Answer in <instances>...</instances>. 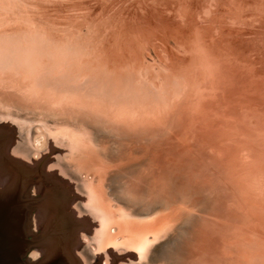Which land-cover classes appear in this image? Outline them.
Returning a JSON list of instances; mask_svg holds the SVG:
<instances>
[{
	"label": "rangeland",
	"instance_id": "rangeland-1",
	"mask_svg": "<svg viewBox=\"0 0 264 264\" xmlns=\"http://www.w3.org/2000/svg\"><path fill=\"white\" fill-rule=\"evenodd\" d=\"M2 125L82 264H264V0H0Z\"/></svg>",
	"mask_w": 264,
	"mask_h": 264
},
{
	"label": "water",
	"instance_id": "water-1",
	"mask_svg": "<svg viewBox=\"0 0 264 264\" xmlns=\"http://www.w3.org/2000/svg\"><path fill=\"white\" fill-rule=\"evenodd\" d=\"M13 142V129L0 126V264H34L27 255L38 246L46 247L47 252L39 264H81L75 248L81 244L80 231L89 226L86 220L78 218L81 223L77 238L73 235V227L59 232L53 223H49L44 235L31 236V214L38 202L28 195L27 188L34 182L36 173L32 164L9 154ZM71 195L74 202L72 190ZM36 218L37 223L42 219L41 215ZM71 223L76 227V221Z\"/></svg>",
	"mask_w": 264,
	"mask_h": 264
},
{
	"label": "flooded vegetation",
	"instance_id": "flooded-vegetation-1",
	"mask_svg": "<svg viewBox=\"0 0 264 264\" xmlns=\"http://www.w3.org/2000/svg\"><path fill=\"white\" fill-rule=\"evenodd\" d=\"M16 168L14 167V169ZM33 169V172L36 174L34 182L28 185L27 193L34 199H37L38 203L33 208L31 214V236L44 235L49 223H53V225L59 228V232L65 230V228L69 230L73 227V235L77 238L76 233L80 229L81 221L78 217L74 216V207L72 205L73 201L69 185L58 176L45 170L42 165H33ZM37 215H41L42 217L38 223L36 222ZM75 221L79 224L76 223V227L71 223ZM56 234L58 235L59 233L56 232ZM44 249L46 250L44 246L32 248L27 255V259L34 264H39L46 256L47 252Z\"/></svg>",
	"mask_w": 264,
	"mask_h": 264
},
{
	"label": "bare ground",
	"instance_id": "bare-ground-1",
	"mask_svg": "<svg viewBox=\"0 0 264 264\" xmlns=\"http://www.w3.org/2000/svg\"><path fill=\"white\" fill-rule=\"evenodd\" d=\"M16 158V157H15ZM18 158V157H17ZM36 222H37V219H36ZM76 253V252H75ZM77 254H78V256H79V253L77 252ZM81 264H82V262H81Z\"/></svg>",
	"mask_w": 264,
	"mask_h": 264
}]
</instances>
